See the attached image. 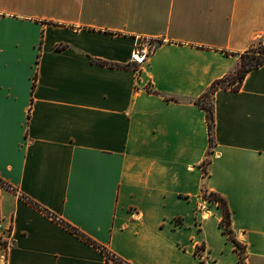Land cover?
Listing matches in <instances>:
<instances>
[{
    "label": "crops",
    "instance_id": "1",
    "mask_svg": "<svg viewBox=\"0 0 264 264\" xmlns=\"http://www.w3.org/2000/svg\"><path fill=\"white\" fill-rule=\"evenodd\" d=\"M260 43L264 0H0V264H240L204 193L264 264V63L197 103Z\"/></svg>",
    "mask_w": 264,
    "mask_h": 264
},
{
    "label": "trees",
    "instance_id": "2",
    "mask_svg": "<svg viewBox=\"0 0 264 264\" xmlns=\"http://www.w3.org/2000/svg\"><path fill=\"white\" fill-rule=\"evenodd\" d=\"M263 63H264V47L262 43H260L259 45L252 47L242 55L241 66L235 74L216 81L212 85L209 92L206 93L203 97H201V99L197 102L198 105L207 112V120H208L211 142H213L214 139L213 135H214V127H215L214 106L212 103L211 94H213L219 88H227V87L239 88L242 85L243 80L246 77L247 73L250 72L251 70L257 69ZM206 99L208 100V102L206 101ZM211 197L217 199L220 202V205H222L221 207L223 209L224 218L221 222V227L223 228L224 234L228 235L230 239L236 244L239 253V263L244 264V250L241 247V245H239V243H237V241L233 239L231 236L230 214L227 209V205L225 201H223L221 198L217 197L216 195L213 196L211 195ZM72 230L76 231L75 229ZM106 253L108 255L109 260L114 259V257L110 255L109 252L106 251Z\"/></svg>",
    "mask_w": 264,
    "mask_h": 264
},
{
    "label": "built area",
    "instance_id": "3",
    "mask_svg": "<svg viewBox=\"0 0 264 264\" xmlns=\"http://www.w3.org/2000/svg\"><path fill=\"white\" fill-rule=\"evenodd\" d=\"M155 48H156V44L150 39L148 38L140 39V41L137 42L135 49L132 52L131 62L139 66L144 65L145 63L149 61ZM211 200H214V198H212L211 195L204 193L201 196L200 203L198 204L197 210L199 212L205 213L206 215H209L210 208L208 206ZM3 237L4 236L2 234V226L0 224V244H5Z\"/></svg>",
    "mask_w": 264,
    "mask_h": 264
},
{
    "label": "rangeland",
    "instance_id": "4",
    "mask_svg": "<svg viewBox=\"0 0 264 264\" xmlns=\"http://www.w3.org/2000/svg\"><path fill=\"white\" fill-rule=\"evenodd\" d=\"M206 101L208 102V100L206 99ZM215 200H217V199H215ZM218 201V200H217ZM220 203V202H219ZM222 206V205H221Z\"/></svg>",
    "mask_w": 264,
    "mask_h": 264
}]
</instances>
